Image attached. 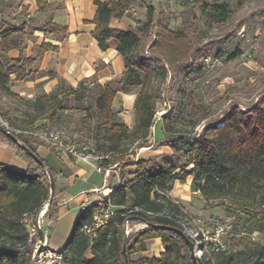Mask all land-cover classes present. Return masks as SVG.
<instances>
[{"label":"trees","instance_id":"trees-1","mask_svg":"<svg viewBox=\"0 0 264 264\" xmlns=\"http://www.w3.org/2000/svg\"><path fill=\"white\" fill-rule=\"evenodd\" d=\"M34 2L39 9L48 5L44 0ZM134 2L145 5L147 0L94 2L96 9L91 20L94 24L92 36L102 51L108 50L114 43L117 53L123 59L121 75L107 80L104 84L97 83L92 90L88 87L89 78L80 80L76 87L62 78L59 79L50 92L43 91L34 99L24 101L29 109L38 113L29 120H21V131H12L18 143L27 146L39 157L36 145L41 144V140L32 133H25V127L33 126L41 118L50 119L64 100L72 98L74 101H82L92 91L93 108L85 109V117L94 119L97 131L102 134V143L95 152L102 156L97 159L98 167L106 169L123 162V167H119L121 181L104 197L105 201L108 200L114 206L113 215L105 225L96 229L94 242L90 245L88 236L81 228L91 223L93 214L99 208L93 204L80 212L65 247L60 251L64 264H193L190 249L182 236L175 231L155 226L168 225L184 231L180 222L170 214L179 212V206L173 202H165L163 193L171 190L174 181L186 182L188 177L193 178L192 190L199 191L207 201L221 199L240 209L246 216L242 222L244 232L250 234L263 230L264 211H259L257 206L264 200V197L257 198L259 189L264 186L262 103L256 101L246 110L231 106L229 112L223 116L221 125H210L209 133L203 129L197 136L189 133L167 136L173 157L162 163L149 162L141 157L135 162L124 158L126 142L139 139L137 147L148 146L147 135L154 125L155 108L151 93L154 77L165 78V64L174 67L186 60L192 50L183 30H172L159 23L155 37L149 45V51L157 55L151 59L154 65L137 58L135 51L142 42L141 29L110 26V20L122 18ZM150 10L151 6H146L145 25L148 30L153 22ZM210 11L214 19L223 21L228 14V7L215 1ZM7 25L1 21L0 31ZM32 29L43 31L58 40H62L67 33L65 26L53 22L49 17ZM15 47L11 33H3L0 38V54L6 58V62H0V87L13 98L19 99L8 89L11 75L14 74L16 80H34L36 76H28L30 71H26V67L32 68L35 57L24 54L15 59L8 57V51ZM37 49L38 54H42L47 50H57L58 46L42 41ZM239 54L236 52L229 59ZM134 88H138V91L133 104L134 126L131 130L120 121L112 102L118 92H129ZM191 105L193 113L196 114L198 106ZM49 108L51 113L43 116ZM163 118L170 119L169 114H165ZM46 127L47 124L41 125L43 129H47ZM0 141L7 142L14 148L16 155L27 163L25 171L0 164V264H31L34 241L30 240L26 218H35L45 204L47 206L43 218L55 217L56 196L61 191L57 172L39 157L54 180V195L49 201L47 172L1 130ZM128 166H134V169L126 172L125 167ZM138 222L145 224V227L127 234L123 253L126 226ZM154 238H160L163 247L159 255L131 258L135 253L145 252L148 242ZM233 244L234 239H231L227 248L215 250L212 244L202 243V249H210L214 260H205L203 256L197 259L198 264H239L237 256L246 252H233ZM253 245L249 262L241 264H264V242H253ZM87 250L92 253L90 258L85 256Z\"/></svg>","mask_w":264,"mask_h":264},{"label":"rangeland","instance_id":"rangeland-1","mask_svg":"<svg viewBox=\"0 0 264 264\" xmlns=\"http://www.w3.org/2000/svg\"><path fill=\"white\" fill-rule=\"evenodd\" d=\"M224 3L228 7V14L223 21L212 17L211 7L214 2ZM32 0H0V22L8 25L0 31L10 32L11 39L16 45L8 51L7 56L17 58L20 54L35 57L28 76H37L38 42L42 35H33L34 26L45 20L43 14L48 13L47 8L35 7ZM151 6V29L146 28V6ZM138 2L129 10L128 17L133 21L132 27L141 29L142 42L136 49L137 58H142L149 65L157 55L149 51V45L155 37L157 24H162L172 30H183L187 35L191 52L186 60L167 68L165 78L155 76L151 93L154 101V125L148 132V146L137 147V142L128 141L124 145V158L135 162L137 158H144L149 162H164L173 157L168 146L167 136L174 133H189L196 136L205 130L211 131V124L221 125L223 116L229 112L231 106L239 110H246L256 101L264 105V0H152L143 4ZM28 46V47H27ZM240 53L233 59L229 57ZM0 62L5 63L6 58L0 54ZM123 59L119 56L113 62V68H121ZM121 75V74H120ZM118 75L117 77H119ZM116 77V76H115ZM31 80H16L11 75L8 89L19 99L10 96L0 87V125L9 131H21V120H29L38 112L29 109L25 100H32L43 92L42 83H30ZM106 80L99 79L96 74L89 77L88 87L104 84ZM138 88L129 92H118L112 102L120 121L131 130L134 126L133 104ZM92 91L86 94L82 101L72 98L64 100L49 119H38L33 126H26L25 133H44L46 130H55L59 134L68 136L70 140L91 156H95L99 144L102 143V134L97 131L94 119L85 117V109H92ZM198 106L196 114L192 105ZM51 113L49 108L43 116ZM169 114L170 119L163 118ZM58 119V120H57ZM53 124H52V123ZM47 124V129L41 128ZM35 127V129H32ZM35 134V135H34ZM41 140L39 137H36ZM41 144L47 146L41 140ZM50 148V147H49ZM99 156V155H98ZM109 167V177L113 182L121 181L119 167ZM134 166L125 167L131 171ZM127 177V174H126ZM193 178L188 177L186 182L174 181L172 188L163 193L165 202H173L179 206V212H172L183 226L185 233L193 239L194 252L198 258L214 260L210 249H202V239L199 235L204 232L208 240H213L216 228L221 231L218 240L224 248L234 239L231 249L233 252L244 251L238 255L239 264L249 262L253 242H264L263 230L246 233L243 231L245 215L229 201L214 199L206 200L199 191L191 188ZM104 196V195H103ZM264 197V186L259 189L257 198ZM259 199V200H260ZM259 211H264V200L260 202ZM145 227L143 223L128 224L127 234L137 232ZM159 245L147 244L145 252L131 255L132 259L142 256H157L160 254ZM92 255L90 250L86 257ZM32 264V262H31Z\"/></svg>","mask_w":264,"mask_h":264},{"label":"crops","instance_id":"crops-1","mask_svg":"<svg viewBox=\"0 0 264 264\" xmlns=\"http://www.w3.org/2000/svg\"><path fill=\"white\" fill-rule=\"evenodd\" d=\"M44 1L48 3L45 7L48 13L46 16L43 14V17H49L53 22L65 26L67 33L62 40H58L57 37L46 35L43 31H32L34 36L42 35L35 45L38 46L44 41L58 46V49L47 50L38 55L39 74L34 80L27 82L42 83L43 91L48 93L61 78L76 87L80 80L94 74L99 79L107 81L122 73L123 66L113 68V62L120 56L114 43L108 50L102 51L92 36L94 24L91 20L96 9L95 0ZM137 3L134 2L122 18L111 19L110 26L117 28L133 26V21L127 13ZM36 152L56 170L59 180L61 191L56 196L57 212L53 219L43 218V234L48 246L60 252L70 237L77 216L84 211L82 205L85 208L90 207L95 198L107 195L117 182H113L108 173L99 169L95 158L83 161L63 152L54 151L44 144L36 145ZM0 164L9 165L19 171L27 169V163L17 156L14 148L5 141H0ZM148 243L159 245L160 251H163L160 238H154Z\"/></svg>","mask_w":264,"mask_h":264},{"label":"built area","instance_id":"built-area-1","mask_svg":"<svg viewBox=\"0 0 264 264\" xmlns=\"http://www.w3.org/2000/svg\"><path fill=\"white\" fill-rule=\"evenodd\" d=\"M36 137H39L44 143L47 144L48 147H50V149L58 152H63L76 159L89 161L92 158H102V156L98 155H89L85 151L78 148V146L75 145L68 136L59 134L55 130H48L44 133L36 134ZM99 169L101 170L102 168ZM102 170H104L105 173L109 172L108 168ZM105 196L106 195L100 198L97 197L91 202V205H97L99 210L93 214L91 223L86 224L81 228L82 232L88 236L90 245L94 242L96 229L100 226L105 225L114 213V206H112L108 200H104ZM46 206L47 204H45L44 207L40 209L33 220L30 221L31 218H26L30 240L34 241V249L32 254V259H34V261L32 262V264H64L65 262L63 256L60 252L52 250L48 246L44 234L42 242H40L38 238V229L41 228L43 230V212L45 211ZM82 206V209H87L84 205ZM220 231L221 230L219 228L215 229L213 234L214 238H212L213 240H211V242L210 240H208L204 232H202V235H199L200 237L198 236V239L203 238L202 243L205 245L212 244L215 250L223 249V244L218 240Z\"/></svg>","mask_w":264,"mask_h":264},{"label":"water","instance_id":"water-1","mask_svg":"<svg viewBox=\"0 0 264 264\" xmlns=\"http://www.w3.org/2000/svg\"><path fill=\"white\" fill-rule=\"evenodd\" d=\"M0 130L8 138H10L12 141L18 143L15 135L11 131H9L7 128L0 125ZM18 144L29 156H31L47 172L48 178H49V186H50V199H49V201H51L53 198V195H54V192H53L54 180H53L52 174L48 170L45 163L31 149H29L27 146H25L23 144H20V143H18ZM155 226L163 228V229L172 230V231H175L176 233L180 234L190 249V254H191V259H192L193 264H198V261H197L198 257L195 255V252H194L195 245H194L193 241L190 239V237L183 230H181L177 227L168 226V225H155ZM38 238H39V241L42 242L43 230L41 228L38 229ZM125 249H126V237L123 238V249H122L123 253H125ZM33 261H34V259H32V262Z\"/></svg>","mask_w":264,"mask_h":264}]
</instances>
